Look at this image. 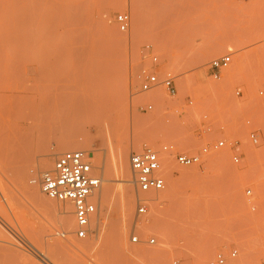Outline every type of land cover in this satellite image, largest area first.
Returning <instances> with one entry per match:
<instances>
[{"label": "rangeland", "instance_id": "1", "mask_svg": "<svg viewBox=\"0 0 264 264\" xmlns=\"http://www.w3.org/2000/svg\"><path fill=\"white\" fill-rule=\"evenodd\" d=\"M79 7L85 13L92 11L93 19L84 27L93 29L88 31L91 39L74 45L84 49L80 55L68 53L44 71L38 61L39 44L32 39L61 21L55 39L71 44L66 41L74 37L64 32L75 28L68 27L66 19ZM122 13L131 16L126 32L115 22ZM228 54L232 56L230 67L220 80H213L209 63ZM153 55L159 59L157 66L152 63ZM0 58V244L9 249L4 264H64L51 246L54 241L70 248L79 246L67 249L66 254L81 264H198L233 248L241 255L234 264L264 258V144L254 148L246 140V117L257 109L258 92L264 89V0H0ZM18 63L20 70L7 73ZM110 64L121 71L118 78L126 80L124 99L109 115L81 118L84 131L78 140L84 148L70 151L86 152L92 175L102 181L92 234L77 239L73 205L49 199L38 183H30L66 154L61 149L63 132L55 120L32 112V108L42 89L52 88L55 95L67 89L70 93L87 80L88 71ZM155 68L172 74L176 97H170L163 87L140 93L142 71ZM237 90L241 97L236 96ZM150 103L154 111L140 110ZM207 128L212 139L239 141L243 163H232L229 148L189 169L167 155L172 159L167 164L173 178L164 172L165 190L148 195V213L138 216L133 175L130 170L131 183L120 177L119 152L128 150L129 168L130 154L146 147L160 150L165 144H174L197 152L212 140L198 136L199 130ZM47 155L52 165L43 172L39 162ZM19 168L25 174L23 181L19 173L23 182L15 178ZM106 178L111 181L103 182ZM108 187L113 191L109 200L104 199ZM32 189L55 202L56 210L40 207L31 197ZM122 189H127L126 196L133 201L130 218L123 211ZM249 189L252 198L245 195ZM66 211L74 221L71 232H66L62 220ZM155 221L160 223L156 224L158 230L151 229ZM134 236L139 243L132 242ZM150 238L156 239L155 245L145 243ZM206 248L210 249L208 255L202 254Z\"/></svg>", "mask_w": 264, "mask_h": 264}, {"label": "built area", "instance_id": "2", "mask_svg": "<svg viewBox=\"0 0 264 264\" xmlns=\"http://www.w3.org/2000/svg\"><path fill=\"white\" fill-rule=\"evenodd\" d=\"M115 22L119 30L126 32L131 24V16L127 13L118 14ZM149 48V47H148ZM152 63L157 66L159 59L156 55L151 57ZM232 63L230 54L213 59L209 63V70L213 80H220ZM142 84L140 93H148L163 87L170 97L178 94L174 77L170 72L160 73L155 69H144L140 75ZM237 97L242 96L241 90L235 93ZM259 102L257 109L250 116L246 117L248 128L246 140L254 148L264 144V89L258 92ZM192 106L193 102H188ZM140 110L147 112L154 111L153 104L140 106ZM207 136L212 139L211 129L199 130L198 136ZM224 148H229L231 161L234 165H241L245 159L240 151L239 141L229 140L226 137L212 139L209 144L197 152H188L179 149L174 144H165L160 150L146 147L141 152H132L129 157V164L133 175V184L137 191L136 204L137 215L145 216L148 213V195L160 193L166 188L164 175L167 157L171 155L175 163L185 169L197 167L210 157ZM93 167L88 154L84 151H75L60 155L56 158L51 170L41 173L39 177H34L30 183L39 184L42 193L51 200L59 203H71L74 209L76 222L75 236L77 239H87L92 234V222L97 214V198L101 189L102 181L92 175ZM245 195L252 198V190H247ZM254 211L255 207L252 205ZM58 235L66 238V234ZM133 243H139L137 236L132 238ZM147 245H155L156 239L150 238L145 242ZM264 250V242L262 244ZM241 255L237 248L228 252L216 253L213 258L198 264H234L240 261ZM173 264H179L174 261ZM242 264H264V258L244 261Z\"/></svg>", "mask_w": 264, "mask_h": 264}, {"label": "bare ground", "instance_id": "3", "mask_svg": "<svg viewBox=\"0 0 264 264\" xmlns=\"http://www.w3.org/2000/svg\"><path fill=\"white\" fill-rule=\"evenodd\" d=\"M85 5H82V6H85ZM89 10H90V12H92L91 9H89ZM74 11L75 12L70 14L68 16V18L66 19V21H68V23H69V24H66V25H68V27H72V28H75V29L72 30V31L70 29H67L64 32L66 36H73L74 37V39L72 41H71V38H69L70 41H66V43L70 42L71 44H68V43L67 44H60L55 39L56 35L58 34V30H57L58 29V24H60L61 21H55L58 24L57 23H53L46 30L44 29V32L42 33L43 35H41L40 37L37 38L36 34H35L36 38L34 40L32 39V41H31V42L36 43V45H37V43L39 44L40 54H38V56H39V58H38L39 60L38 61H40V63H42L44 71L51 70L52 66H53V63L57 59L58 60L59 59H63V58L65 59L68 56V53L71 54V53H75L76 52L78 54V52H79V55H80V51H84V49L82 47H80L79 49H76L74 47V45L77 43V41H79L78 43H80V41H82L83 39L86 40L87 37L89 38L90 33H92L90 31H92L93 29H90V31H89V30H87L88 28H84V27H85V24L88 25V23L91 22V20L93 19V16L90 14V12L89 13H85L84 9H81L80 7L77 8V10L74 9ZM89 28H91V27L89 26ZM88 31L90 33H88ZM89 39H91V37ZM67 40H68V38H67ZM88 40H86L87 43H88ZM6 41H7V39H6ZM86 41H84L85 43H83V44H86ZM79 45H77V46H79ZM87 47H85V48L87 49ZM101 50H103V49H101ZM101 50H100V52H101ZM82 53L83 52H81V56H82ZM84 54H86V53H84ZM101 54L102 53H100V55ZM73 55H75V54H73ZM81 56H80V58H78V57L77 58L81 59ZM82 58H84V57H82ZM200 59H201V57H200ZM0 60H1V58H0ZM90 60L91 59H89V61ZM89 63H91V62H89ZM112 64H114V63H112ZM89 66H90V64H89ZM0 68H1V66H0ZM20 69H21V65L18 63L14 67H10L9 69H7V73H15L16 71H18ZM40 70H41V67H40ZM119 72L121 73V71H119L116 67H112V65L110 67L100 68L97 71L90 70V71H88L89 74L87 76V80L85 82H83L80 87L77 88V86H76L75 90H73V91L69 90L70 93L67 92L68 89H67V91L63 90L64 92H62V94H60V95H57V94L55 95L53 93L54 91L52 90V88H46V89H42L40 91L39 98L37 100V105H33L34 108H32V112L38 111V112H40V114L41 113H45L47 115V117L49 116V117H51V118H53L55 120V122L57 123L56 127H58L60 132L61 131L63 132V140L61 142V146H62L61 149L64 150L65 153H67L66 151L70 152L73 149L84 148V145L82 143H80V141L78 140L79 135L84 131V129H82L83 127H81V123H80L81 118H85V117H88V116L93 115V114L95 115V117L100 118V117H103L105 115L111 114L112 113L111 109L115 110L114 109L115 106H120L121 105L122 100L124 99V96H125L127 88H126V80H125L124 76L121 75L122 77L118 78V75L120 76ZM38 116L41 117V115H39V114H38ZM39 119H41L40 121H42V117L39 118ZM56 127H54V130H58V129H55ZM37 140L41 141L39 138H37ZM38 143H40V142H38ZM137 144L138 143H136L135 145L137 146ZM62 150H60V151H62ZM12 151L14 152L13 154H17V155L20 153L19 151H16V150H12ZM39 151H40V149H39ZM127 151H128L127 149H124V150H121L119 152L118 159L116 161V165H117V168L119 170L120 177H123L122 178L123 181L126 182V183L127 182L131 183V179H130V170H131V168H129V165H128V162H127V153H128ZM9 156H11V155H9ZM164 156L167 157V155H164ZM168 159L172 160L171 157L168 158ZM170 164H172V162ZM51 165H52V158H51L50 155H47L46 157L41 159L40 162H39V168L41 170H43V172L45 170H48V168H50ZM169 166L170 165L166 164L164 172L168 173V175L171 178H173V174L170 171L171 168ZM22 171H23V169H20V168H19V170L17 172L15 170V173H18V174H16L18 176L15 175L16 176L15 178H18L19 177V173H20V175H23L22 176V178H23L22 180L24 181V175L25 174L24 173L22 174L21 173ZM20 177H19V179H20ZM20 180H18V182H23L22 180L21 181ZM110 181H111L110 178H106V179L103 180V182H106V183H109ZM175 182H177V181L173 180V183H175ZM18 184H20V183H18ZM109 187H108V190H106V195H105L104 199H108L109 197H111V191L112 190H110ZM125 190L127 191V189H125ZM125 190L122 191V195L124 193V195H123V211H124V213L126 215V218H130L131 215L134 214V212H133V208H134L133 207V201L130 198H128V196H126L128 193L126 194ZM31 197L33 198V200L35 202H37L39 204L40 207L43 206L44 208L51 209L52 211H53V209L56 208L55 204H54L55 202L47 200L43 194H41L40 192H38L35 189L31 190ZM64 214L65 215L62 217V220H63V223H64L65 226L64 225L63 226L66 227V232H67V229H68V232L69 231L71 232L74 229V221L68 215H66L67 211ZM132 218H133V216H132ZM62 220H61V222H62ZM131 222H132V220H131ZM142 223H144V222H142ZM153 223H155V225H152L151 229L152 230L153 229L156 230V228L158 227L157 225H159L160 223H157L156 221L153 222ZM144 224L146 225L147 223H144ZM148 226H149V224H148ZM157 230H158V228H157ZM69 236H71V235H69ZM121 240H122V238H121ZM0 242H2V241L0 240ZM2 244L3 243L0 244V264H4L5 263V260L7 259L6 256H5V253L9 250L5 245H2ZM51 246L55 249L56 252H59L61 260H62V262H64V264H81V263L74 262L66 254L67 253V249L68 250L69 249L73 250V248L74 249H80L79 246L73 245V248H70L66 244H62L61 242L59 243L57 241L56 242L54 241L51 244ZM71 247H72V245H71ZM82 247H83V245H82ZM209 251H210V249L206 248V249H204L202 251V254H207L208 255ZM107 252H109V251L107 250ZM112 252H113V250H112ZM128 252L131 253L130 251H128ZM138 252H140V251H138ZM155 252H157V251H155ZM143 253L147 254L148 251L145 250ZM149 253L152 256V252L149 251ZM158 253H156V254H158ZM140 255H141V253H140ZM138 256H139V253H138ZM147 256H148V254H147ZM118 257H119V253H118ZM125 260H126V258H125ZM125 260H124V262H125ZM112 263L114 264V262H112Z\"/></svg>", "mask_w": 264, "mask_h": 264}]
</instances>
